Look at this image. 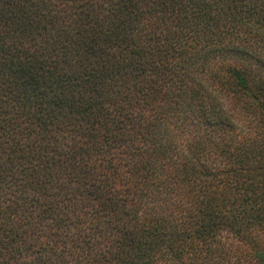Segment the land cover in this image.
Listing matches in <instances>:
<instances>
[{
	"label": "trees",
	"instance_id": "obj_1",
	"mask_svg": "<svg viewBox=\"0 0 264 264\" xmlns=\"http://www.w3.org/2000/svg\"><path fill=\"white\" fill-rule=\"evenodd\" d=\"M0 264H264V0H0Z\"/></svg>",
	"mask_w": 264,
	"mask_h": 264
}]
</instances>
